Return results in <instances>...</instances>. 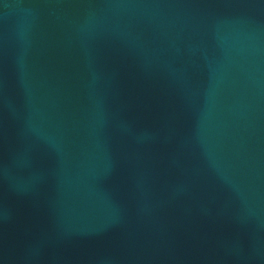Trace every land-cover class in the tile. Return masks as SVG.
<instances>
[{"label":"water","instance_id":"1","mask_svg":"<svg viewBox=\"0 0 264 264\" xmlns=\"http://www.w3.org/2000/svg\"><path fill=\"white\" fill-rule=\"evenodd\" d=\"M0 264H264V0H0Z\"/></svg>","mask_w":264,"mask_h":264}]
</instances>
